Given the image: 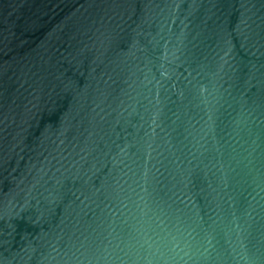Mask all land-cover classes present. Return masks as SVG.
<instances>
[{"label": "water", "instance_id": "water-1", "mask_svg": "<svg viewBox=\"0 0 264 264\" xmlns=\"http://www.w3.org/2000/svg\"><path fill=\"white\" fill-rule=\"evenodd\" d=\"M0 264H264V0H0Z\"/></svg>", "mask_w": 264, "mask_h": 264}]
</instances>
